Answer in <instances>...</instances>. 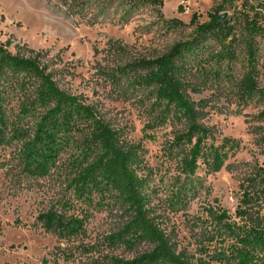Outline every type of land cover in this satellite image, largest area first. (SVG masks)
Returning <instances> with one entry per match:
<instances>
[{
    "label": "rangeland",
    "instance_id": "rangeland-1",
    "mask_svg": "<svg viewBox=\"0 0 264 264\" xmlns=\"http://www.w3.org/2000/svg\"><path fill=\"white\" fill-rule=\"evenodd\" d=\"M83 1L80 9L74 8V0H0V44L13 55L38 56L62 91L96 109L121 132L124 143L142 146L152 216L178 253L194 257L193 264H209L201 250L212 254L219 247L209 211L221 207L234 216L240 187L264 166V97L247 100L237 95L244 73L241 56L231 70H224L229 78H203L195 72L186 76L187 99L195 105L210 104L198 125L210 132L216 145L227 141L235 146L220 171L199 161L196 174L188 178L179 166L183 153L171 146L177 135L187 132L188 123L169 118L157 125L152 103L138 92L125 94L105 76L191 40L193 16L207 22L221 0ZM173 19L186 27L166 24ZM259 49L258 88L264 92V39ZM33 96V87L21 91L10 84L2 102L0 264H110L112 258L126 261L150 252L153 247L147 242L127 248L108 241L127 224L118 201L107 199L97 207L98 196L93 205L76 200L69 183L82 158L74 147L64 146L51 157L47 175L31 172L29 159L39 148L35 131L48 109L29 107ZM86 134L72 131L77 146ZM51 211L76 219L74 234L48 231L40 217Z\"/></svg>",
    "mask_w": 264,
    "mask_h": 264
},
{
    "label": "trees",
    "instance_id": "trees-1",
    "mask_svg": "<svg viewBox=\"0 0 264 264\" xmlns=\"http://www.w3.org/2000/svg\"><path fill=\"white\" fill-rule=\"evenodd\" d=\"M84 3L74 0V8L76 5L82 9ZM228 10L232 15L223 19ZM73 14H76L74 10ZM166 24L186 27L177 19ZM190 26L195 27L191 40L174 45L161 56L141 58L108 71L105 76L125 94L138 92L141 98L152 103V110L158 111L157 125L166 123L169 118L188 123L187 132L177 135L171 143L172 148L183 153L179 166L188 178L196 174L199 161L214 172L220 171L235 146L227 141L216 145L210 132L198 125L202 111L210 104L202 101L195 105L187 99L183 92L186 76L195 72L203 78H229L224 70H231L241 56L244 73L237 95L247 100L258 94L264 97V92L258 88L264 2L221 0L208 14L207 22L200 23L194 15ZM10 84L21 91L33 87L29 107L48 108L35 131L34 141L39 148L30 156L31 172L47 175L51 157L71 145L82 158L69 183L76 200L93 205V197L98 196L101 200L95 203L97 207L103 206L107 199L118 201L127 217L125 228L109 236L108 241L113 246L127 248H133L138 242H147L153 247L132 260L112 258L110 264H193L194 257L178 253L157 217L152 216L141 145L124 143L121 132L106 122L96 109L62 91L38 56L13 55L0 44V115ZM73 130L87 132L78 146ZM240 189L242 197L234 216L221 207L209 211L213 219L211 226L215 229L213 239L219 245L212 254L201 250V254L208 255L209 264H264V166ZM40 221L48 231L59 233H73L79 227L76 219H67L54 211L42 215Z\"/></svg>",
    "mask_w": 264,
    "mask_h": 264
},
{
    "label": "water",
    "instance_id": "water-1",
    "mask_svg": "<svg viewBox=\"0 0 264 264\" xmlns=\"http://www.w3.org/2000/svg\"><path fill=\"white\" fill-rule=\"evenodd\" d=\"M226 16H227V14H224V15H223V19L226 18Z\"/></svg>",
    "mask_w": 264,
    "mask_h": 264
}]
</instances>
